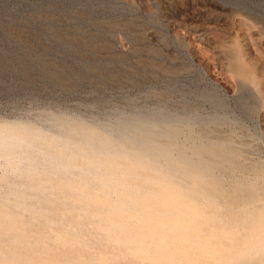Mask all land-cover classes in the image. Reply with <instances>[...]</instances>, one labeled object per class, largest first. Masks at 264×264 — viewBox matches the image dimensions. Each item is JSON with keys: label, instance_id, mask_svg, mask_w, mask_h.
<instances>
[{"label": "rangeland", "instance_id": "1", "mask_svg": "<svg viewBox=\"0 0 264 264\" xmlns=\"http://www.w3.org/2000/svg\"><path fill=\"white\" fill-rule=\"evenodd\" d=\"M20 196L264 264V0H0V243Z\"/></svg>", "mask_w": 264, "mask_h": 264}, {"label": "clouds", "instance_id": "2", "mask_svg": "<svg viewBox=\"0 0 264 264\" xmlns=\"http://www.w3.org/2000/svg\"><path fill=\"white\" fill-rule=\"evenodd\" d=\"M31 199L35 198L20 196L13 202L19 223L12 230L4 226L0 264H199L201 258L210 255L205 249H180L175 242H120L110 236H88L79 223L81 214L77 213L75 220L64 214L54 220L51 217L57 215L56 211H38L28 203ZM72 215L67 213L68 217ZM192 253L197 255L193 257Z\"/></svg>", "mask_w": 264, "mask_h": 264}]
</instances>
